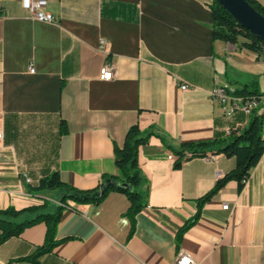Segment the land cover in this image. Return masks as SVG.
Listing matches in <instances>:
<instances>
[{
	"label": "crops",
	"instance_id": "1",
	"mask_svg": "<svg viewBox=\"0 0 264 264\" xmlns=\"http://www.w3.org/2000/svg\"><path fill=\"white\" fill-rule=\"evenodd\" d=\"M46 1L53 23L31 19L20 0H0V209L19 211L16 221L54 213L64 190L34 191L42 177L57 172L93 189L117 173L113 149L130 126L150 135L137 149L147 206L131 236L123 194L99 205L68 200L57 243L38 264H175L180 254L192 264H264V152L242 189L228 181L178 243L198 199L235 159L214 153L173 167L182 144L225 140L246 126L249 115H225L210 93L264 77V57L212 39V0ZM106 62L113 75L101 80ZM258 107L264 116V100ZM45 231L40 221L4 240L0 264H32L24 258Z\"/></svg>",
	"mask_w": 264,
	"mask_h": 264
},
{
	"label": "trees",
	"instance_id": "2",
	"mask_svg": "<svg viewBox=\"0 0 264 264\" xmlns=\"http://www.w3.org/2000/svg\"><path fill=\"white\" fill-rule=\"evenodd\" d=\"M245 1L264 16V7L260 3L256 0ZM210 11L213 40L230 44L239 43L241 48L251 51L257 56L264 57V42L256 39L248 30L238 25L216 0L211 1ZM231 93L242 97L244 100L251 97L256 99L264 97V91L258 90L254 76H251V81L244 83L241 87L233 88ZM259 104L252 108L246 126L241 131H230L228 139L184 143L179 150L174 151L177 159L174 161L173 167L176 169L180 168L182 161L194 156H211L214 153H223L235 159L234 168L218 178L212 188L198 199L196 214L176 233L177 243L187 228L198 218L202 205L230 180L237 183V189L240 191L249 176L250 170L260 159L264 152V116L258 112ZM149 135V132L143 133L137 125L130 126L125 134L122 146H115L113 149L117 173L103 176L102 182L93 189L81 190L74 188L63 182L57 172L42 177L38 185L32 188L34 191L64 190L56 211L54 213H39L32 219L16 221L19 211L11 207L0 209V243L11 236H18L27 226L40 221L44 222L46 231L43 245L24 258L32 264H38L39 258L50 252L57 243L55 240L56 225L62 209L67 207L68 200L76 204L99 205L111 192L123 194L129 202L125 215L131 222L129 231V236H131L135 215L147 206V184L138 164L137 149L147 141ZM37 208V206H32L26 210L32 212Z\"/></svg>",
	"mask_w": 264,
	"mask_h": 264
},
{
	"label": "built area",
	"instance_id": "3",
	"mask_svg": "<svg viewBox=\"0 0 264 264\" xmlns=\"http://www.w3.org/2000/svg\"><path fill=\"white\" fill-rule=\"evenodd\" d=\"M20 4L22 9L25 11V14L28 15L31 19L41 22L53 23L55 22V18L52 14L46 12L44 8L47 5L46 0H20ZM104 43L103 40L100 41L102 45ZM29 71L33 72V68L30 66ZM113 75V70L111 65L106 62L103 64L99 78L101 80H110ZM180 88L182 90L186 89V85H181ZM233 89L228 87L216 86L210 93L212 98L216 100L223 111V113L227 116H231L236 111H243L245 114L249 115L252 108L258 105L261 101L264 100V97H259L256 99L255 97H251L248 99H243L240 96L233 95ZM1 132H0V139H1ZM169 159H172V156H169ZM30 181L29 179H26ZM60 204V203H59ZM227 205L222 206V209H227ZM175 264H192V260L186 254H180L175 261Z\"/></svg>",
	"mask_w": 264,
	"mask_h": 264
},
{
	"label": "water",
	"instance_id": "4",
	"mask_svg": "<svg viewBox=\"0 0 264 264\" xmlns=\"http://www.w3.org/2000/svg\"><path fill=\"white\" fill-rule=\"evenodd\" d=\"M242 28L264 42V16L245 0H216Z\"/></svg>",
	"mask_w": 264,
	"mask_h": 264
},
{
	"label": "rangeland",
	"instance_id": "5",
	"mask_svg": "<svg viewBox=\"0 0 264 264\" xmlns=\"http://www.w3.org/2000/svg\"><path fill=\"white\" fill-rule=\"evenodd\" d=\"M241 40V39H239ZM244 54H247L248 56L254 57L253 53L250 51H245L243 50ZM261 65L258 64V70H260ZM254 79L257 85V88L259 91L263 92L264 91V77H260V75H254ZM251 81V77H247L245 80V83Z\"/></svg>",
	"mask_w": 264,
	"mask_h": 264
}]
</instances>
